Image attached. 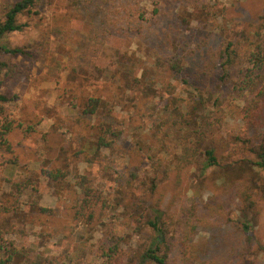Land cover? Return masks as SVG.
Segmentation results:
<instances>
[{"label": "rangeland", "instance_id": "obj_1", "mask_svg": "<svg viewBox=\"0 0 264 264\" xmlns=\"http://www.w3.org/2000/svg\"><path fill=\"white\" fill-rule=\"evenodd\" d=\"M19 1L0 0V21ZM19 23L26 28L6 34L3 44L26 54L0 55L15 69L0 92L18 126L9 136L19 160L14 179L30 177L34 186L24 195L13 189L0 150V219L25 231L10 237L31 249L33 261L111 264L114 236L113 264H143L160 235L148 223L160 204L168 213L159 228L169 236L184 215L181 205L195 212L187 244L195 264H264V171L254 164L264 145V97L245 114L251 92L239 91L249 55L264 43V0H39ZM176 60L182 71L171 68ZM121 63L136 65L134 74ZM261 78L256 92L264 72ZM91 97L108 103L95 118L82 115ZM101 117L122 138L94 155L85 145ZM197 144V164L179 173L183 150ZM206 149L220 165L204 171ZM246 165L255 169V214L234 187ZM52 169L68 174L67 186L43 176ZM80 175H90L106 200L92 224L80 214ZM35 202L50 212L33 211Z\"/></svg>", "mask_w": 264, "mask_h": 264}, {"label": "trees", "instance_id": "obj_2", "mask_svg": "<svg viewBox=\"0 0 264 264\" xmlns=\"http://www.w3.org/2000/svg\"><path fill=\"white\" fill-rule=\"evenodd\" d=\"M39 0H21L15 5L11 6L8 12L5 13L4 20L0 21V55L10 54L13 56L26 54L23 49L20 48H9L3 44V39L6 34L13 32H20L26 28L25 24L19 23V16L29 12ZM226 55L229 57V49L226 50ZM250 68L247 69L245 78L240 82L241 95L245 92L250 91L251 97L247 99V104L245 108V114L247 113L248 107L249 111L256 112L260 106V102L263 101L264 97V84L260 91L256 92V85L259 79H262V73L264 72V43L257 46L256 50L253 51L249 57ZM181 60L172 61L170 66L172 69L177 71H182ZM227 64V63H226ZM122 68L125 69V74L127 72L134 74L136 65L131 63H121ZM15 74L14 67L3 60H0V88L6 84L5 80L12 78ZM110 80L117 78V72H109ZM135 76V75H134ZM130 84H134L138 81L136 78L130 80L128 77L126 79ZM10 99L0 92V150L7 154L5 162L3 164V169L7 168L9 175V181L12 183L13 189L20 195H24L31 192L34 186V182L29 179L16 180L14 179L15 170L19 166V160L15 156L13 147L11 145L9 136L18 127L15 121L5 114L3 110V105L8 103ZM107 102L102 98L91 97L87 101L84 109L82 111L83 116L97 117L107 106ZM103 120L98 126V132L94 134V140L86 141V148L93 151L94 155L99 154L101 150H114L117 143L122 138V133H116L115 130L110 129L109 124L113 123L106 117H101ZM201 149L197 146L188 145L183 150V154L179 158V173H185L191 170L195 164L198 162V157L202 154ZM204 154L206 155L207 161L204 165V171L212 167H218L220 165L218 157L214 149H206ZM258 162L254 163L260 169L264 171V145L260 148L257 153ZM244 169L245 180L242 183H236L234 185L237 196L243 201L246 212L257 211L258 204L252 199L251 190V176L252 173L255 174V169L251 166H247ZM43 176H45L50 183L59 188L67 186L68 184V174L62 171V169H52L44 170ZM1 178V177H0ZM6 177L3 175L2 179ZM92 177L90 175H80L77 177L76 187L79 188L81 199L79 200L80 214L85 218L88 224H92L96 221L98 216H101L104 211V206L106 205V200L101 199V194L97 191L95 187L92 186ZM157 185H154V191ZM102 201V204L100 202ZM33 211H38L41 214H47L50 211L48 209L39 207L37 203H31L30 205ZM180 210L184 215L179 214L178 226L174 230L173 236H169L170 232L159 228L161 219L168 213V209L158 205L155 209L156 215L148 220L149 225L160 235L155 237L150 246L142 254L143 264H195L196 253L189 250L187 244L191 240L194 230L196 229V224L194 223L195 212L192 213L191 208H187L184 205L180 206ZM3 212H12L11 209L3 208ZM239 225L247 233L250 232V226L246 222H240ZM25 231H21L16 228L15 225L11 223L8 219H0V264H37L30 257L31 249L25 244L20 243L18 240L12 239L10 236L16 235L21 238L25 236ZM118 238L114 237L110 241V253H111V264L112 258L118 254L119 243ZM197 258V257H196Z\"/></svg>", "mask_w": 264, "mask_h": 264}]
</instances>
